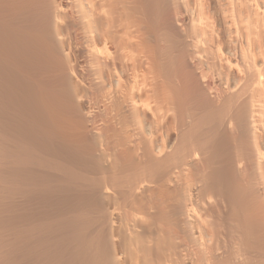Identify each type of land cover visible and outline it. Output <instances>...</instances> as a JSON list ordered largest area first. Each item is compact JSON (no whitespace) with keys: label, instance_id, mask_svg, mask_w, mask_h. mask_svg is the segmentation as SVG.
Here are the masks:
<instances>
[{"label":"bare ground","instance_id":"bare-ground-1","mask_svg":"<svg viewBox=\"0 0 264 264\" xmlns=\"http://www.w3.org/2000/svg\"><path fill=\"white\" fill-rule=\"evenodd\" d=\"M0 264H264V0H0Z\"/></svg>","mask_w":264,"mask_h":264}]
</instances>
